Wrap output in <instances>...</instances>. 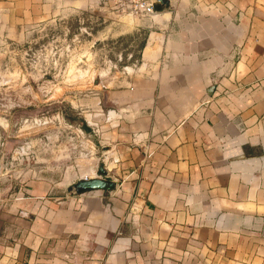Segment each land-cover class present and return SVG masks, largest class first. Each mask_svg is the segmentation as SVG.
Wrapping results in <instances>:
<instances>
[{"label": "crops", "instance_id": "crops-1", "mask_svg": "<svg viewBox=\"0 0 264 264\" xmlns=\"http://www.w3.org/2000/svg\"><path fill=\"white\" fill-rule=\"evenodd\" d=\"M49 1L0 0V16ZM153 6L138 57L101 79L114 186L0 187V264H264V0Z\"/></svg>", "mask_w": 264, "mask_h": 264}, {"label": "rangeland", "instance_id": "rangeland-1", "mask_svg": "<svg viewBox=\"0 0 264 264\" xmlns=\"http://www.w3.org/2000/svg\"><path fill=\"white\" fill-rule=\"evenodd\" d=\"M112 0H53L43 16H0V187L96 176L102 80L138 57L141 15ZM126 69V68H125Z\"/></svg>", "mask_w": 264, "mask_h": 264}, {"label": "water", "instance_id": "water-1", "mask_svg": "<svg viewBox=\"0 0 264 264\" xmlns=\"http://www.w3.org/2000/svg\"><path fill=\"white\" fill-rule=\"evenodd\" d=\"M98 175L92 177H81L67 187L69 193H77L88 189L101 188L110 189L114 186L112 180L105 179L106 171L102 165L97 167Z\"/></svg>", "mask_w": 264, "mask_h": 264}, {"label": "built area", "instance_id": "built-area-1", "mask_svg": "<svg viewBox=\"0 0 264 264\" xmlns=\"http://www.w3.org/2000/svg\"><path fill=\"white\" fill-rule=\"evenodd\" d=\"M112 3L117 10L126 14L145 16L154 11L153 0H112Z\"/></svg>", "mask_w": 264, "mask_h": 264}]
</instances>
